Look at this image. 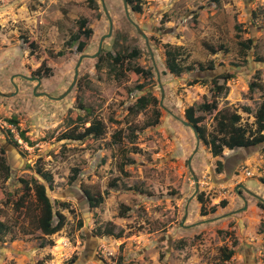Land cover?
I'll list each match as a JSON object with an SVG mask.
<instances>
[{"label":"rangeland","instance_id":"rangeland-1","mask_svg":"<svg viewBox=\"0 0 264 264\" xmlns=\"http://www.w3.org/2000/svg\"><path fill=\"white\" fill-rule=\"evenodd\" d=\"M95 2L97 8L88 0H0V92L9 93L0 94V156L10 166L7 178L0 171V220L9 227L0 235V264H264V184L259 180L264 177V142L213 156L183 123L184 108L203 101L209 79L233 72L226 91L217 98L218 109L237 112L240 123L253 124V113L264 97V90L248 89L257 79L264 86V61L253 59L264 58V0H143L141 13L130 5L126 13L123 0H103L109 17L102 0ZM80 17L93 30L83 52L65 44L77 31ZM22 37L34 41V54ZM246 38L253 42L243 64L238 40ZM164 44L180 46L186 56L183 64L211 60L216 74L169 73ZM219 44L226 49L216 54L206 46ZM133 48L140 52L134 64L152 72L142 90L133 89L136 81L130 70L122 68L121 76L109 70L107 53ZM80 58L77 79L66 93ZM195 77L207 82L189 85ZM148 92L159 101V122L138 129L133 140L113 142L115 130L126 133L127 125L141 128L152 116L151 105L138 114L128 112V106ZM214 113L204 115L209 130ZM77 115L101 119L104 135L83 141L60 139L77 124ZM10 117L17 118L33 144L7 122ZM128 157L134 162L121 172L118 165ZM217 160L223 163L219 171ZM240 163L254 169V175H237ZM73 166L81 172L70 183ZM36 167L52 174V189L44 182L47 193L66 218L63 228L52 235L37 228L38 206L32 192L23 208L16 206L24 192L21 178L34 176L43 182ZM114 177L119 178L118 186L108 187ZM81 187L108 193L99 207L90 209ZM220 187L222 196L216 191ZM198 194L203 197V212ZM120 204L129 208L122 217ZM109 225L121 236L103 235ZM225 247L235 249L226 261ZM72 256L74 261L68 263Z\"/></svg>","mask_w":264,"mask_h":264},{"label":"trees","instance_id":"trees-1","mask_svg":"<svg viewBox=\"0 0 264 264\" xmlns=\"http://www.w3.org/2000/svg\"><path fill=\"white\" fill-rule=\"evenodd\" d=\"M89 3L93 4L97 8L98 4L95 0H88ZM127 5H130L132 11L141 13L142 12V3L143 0H126ZM77 24V31L69 35L68 39L66 40V46L75 47L77 52H83L87 47L86 39L90 38L93 30L92 28L87 26V19L85 17H80L76 20ZM239 26L235 25V29L239 30ZM82 37L85 38L81 39ZM236 37L240 38L241 35L236 33ZM23 43L25 44L26 48H28L29 53L34 54L36 52V45L33 40L26 39L22 37ZM252 38H246L243 40H238V46L240 49L241 54V63L246 64L248 62L249 51L252 48ZM164 54H165V66L169 73L174 75H180L184 72L189 71H204L207 69H214V64L210 60L207 63L203 62H194L193 64H183L184 58L182 57L183 53L180 46H172L170 44H164ZM210 53L216 54L218 51L223 50L225 51V47L222 44L218 46L213 45H206ZM139 49L133 48L131 52L124 51V52H110L107 53V56L110 58V68L109 70L114 73L115 76H121L122 68L128 69L131 71L132 76L134 77L136 83L133 86V89L142 90L147 82V80L151 75V69H145L143 67L136 66L134 64V60L139 56ZM58 55H62V51L57 53ZM253 59L255 61H264V58L261 56L254 55ZM236 67L240 66L238 63L234 64ZM42 64L38 67L37 72L40 75L39 78L42 77L41 71ZM44 71L48 72L49 69L45 68ZM42 72V73H41ZM233 72H222L216 74L215 76L209 79L210 87L208 93L203 97V101L200 103L191 104L184 108V117L185 120L188 121L194 128L196 132V137L203 142L208 148L210 153L213 156H221L225 149L235 150L237 148H248L255 146L264 142V97L259 102L258 106L256 107L253 117L254 121L253 124L247 123H240L241 115L237 112H229L225 109H218V97L226 91V83L229 79L233 77ZM140 77L144 78V81L140 82ZM259 77V75L257 76ZM198 82L206 83V80L200 79L195 77L191 79L188 84L193 85ZM264 90L263 84L257 79L252 80L248 84L249 91H253L255 89ZM130 89L129 91H133ZM159 101L157 98L153 96L150 92L146 94L139 95L136 100L128 106V112H132L134 114H138L142 110H144L148 105H151L152 116L147 118L143 123L141 128L138 127H131L129 125L126 126L127 132L124 133L123 129L115 130L111 134V140L115 143H119L122 141L123 138H127L128 140L136 138V131L142 130L146 127L154 126L159 122L160 118V108L158 106ZM213 120L214 125L212 130H209L205 123H204V115L206 113L214 112ZM246 112H250L246 109ZM7 122L11 123L17 129H19L20 137L27 141L28 144H33L32 141L28 139L25 135L24 130L20 129L18 126V120L16 117H10L6 119ZM77 124L64 131L60 134V139H70V140H80L83 141L87 138L91 137H100L105 133V125L103 121L99 118L92 117L90 120L87 119L85 115H77L74 119ZM86 122H89L88 125H85ZM79 127H82V130H78ZM11 134V133H10ZM10 141L17 145L16 140L10 138ZM3 151V149H0ZM133 159L126 158L125 162L121 161L118 165V168L121 172L124 171V166L128 163H133ZM216 167L218 171L220 167L223 166L221 160L216 161ZM71 173L69 175L68 182L72 183L77 178L79 173L81 172L80 167L73 166L71 167ZM0 171L5 174L7 178L10 174V166L7 164L5 157L0 156ZM36 173L41 177L43 180L40 181L37 177H30L21 178L19 181L22 183V187L24 192L20 195V197L16 200L17 208H23L22 205L27 198V196L32 192L35 198V201L38 206V215L36 218V225L37 228L42 232L44 235H52L60 231L63 226L65 225L66 218L61 211L55 208L56 202H52L48 193H47V186L44 182L48 183V188L52 189L53 185V176L52 174L44 170L42 167H36ZM259 180L264 184V177H259ZM118 177H114L109 181L108 187H117L118 186ZM130 188V187H128ZM84 196L86 197L88 206L90 209H94L99 207L104 201V194L108 193L107 190L102 194L100 191H94L88 187H81ZM131 189L137 190L141 193H144V189L138 187H132ZM197 199L201 203L200 210L203 212V197L202 194L197 195ZM227 201H221V206L224 207ZM59 205L68 206V203L59 202ZM257 205L263 207V204L257 202ZM129 208L125 204H120V216H124L126 211ZM215 208H212L214 211ZM81 225V223H79ZM9 230L8 225L0 220V235L7 233ZM103 235H110L116 236V238L121 236V231L118 233H113L112 225L109 227H105L102 230ZM232 246L234 247L237 244L236 239L233 240ZM234 248H222V253L224 256V260H229L231 256L234 254ZM74 256L69 259L68 263L74 261Z\"/></svg>","mask_w":264,"mask_h":264},{"label":"water","instance_id":"water-1","mask_svg":"<svg viewBox=\"0 0 264 264\" xmlns=\"http://www.w3.org/2000/svg\"><path fill=\"white\" fill-rule=\"evenodd\" d=\"M102 3H103V0H102ZM123 4H124V10L126 11V13H128V8H127L126 0H123ZM103 7H104V9H105L104 3H103ZM105 12H106V14H107L106 9H105ZM107 15H108V14H107ZM108 17H109V15H108ZM109 19H110V18H109ZM136 28L140 31V34L145 38L146 43L148 44L145 33H144V32H143V31H142L137 25H136ZM108 35H109V33H108ZM102 39H103V37L101 38V41H102ZM148 47H149V44H148ZM100 48H101V42H100V45H99V47H98V51L100 50ZM150 52H151V50H150ZM151 55H152V52H151ZM83 56H84V55H81V58H82ZM92 56H96V54H94V55H92ZM81 58L77 61L76 65H75V69H74V77H73V80H72V82H71V84H70V87H68V89L66 90V93L72 88V86L74 85V83H75V81H76V79H77V76H78V67H79V64H80V62H81V61H80ZM209 72H211L212 75H215V74H216V71H215L214 69H207V70H204V71H196L195 74H196V76H198V75H200L201 73H209ZM38 82H39V80H38ZM66 93H65V94H66ZM0 94H1L2 96H6V97L9 96V93H8V92H0ZM183 123H184L185 125H188L189 127H191V128L193 129L194 133H195V136H196V132H195L193 126H192L188 121H186V120H184ZM198 141H199V140H198V138H197V142H198Z\"/></svg>","mask_w":264,"mask_h":264},{"label":"built area","instance_id":"built-area-1","mask_svg":"<svg viewBox=\"0 0 264 264\" xmlns=\"http://www.w3.org/2000/svg\"><path fill=\"white\" fill-rule=\"evenodd\" d=\"M16 140L19 141L20 139L18 137H16ZM20 142V141H19ZM237 173L242 175V176H245V177H250L253 175V171L250 169V167H248L247 165L245 164H241L239 165V167L237 168ZM219 188V187H217ZM221 189H224V187H220V189L216 190L217 192H219V196H222L223 195V192Z\"/></svg>","mask_w":264,"mask_h":264},{"label":"clouds","instance_id":"clouds-1","mask_svg":"<svg viewBox=\"0 0 264 264\" xmlns=\"http://www.w3.org/2000/svg\"><path fill=\"white\" fill-rule=\"evenodd\" d=\"M194 72H196V71H194ZM191 128V127H190ZM192 129V128H191ZM193 130V129H192ZM197 138V137H196ZM199 140V139H198ZM200 141V140H199ZM258 145V144H257ZM253 147V146H252ZM229 150V149H228ZM224 152V151H223ZM241 164H245V165H247L246 163H240L239 165H241ZM239 165L237 166V168L239 167ZM248 166V165H247ZM249 167V166H248ZM237 168H236V170H237ZM250 169L253 171V175H254V169H252L251 167H250ZM237 175H239V176H241V177H245V176H242V175H240V174H238L237 173ZM252 175V176H253ZM252 176H250V177H252ZM245 178H248V177H245Z\"/></svg>","mask_w":264,"mask_h":264},{"label":"flooded vegetation","instance_id":"flooded-vegetation-1","mask_svg":"<svg viewBox=\"0 0 264 264\" xmlns=\"http://www.w3.org/2000/svg\"><path fill=\"white\" fill-rule=\"evenodd\" d=\"M35 78H36V80L39 79V78H37V77H35ZM31 79H34V77H31ZM4 92H5V91H4Z\"/></svg>","mask_w":264,"mask_h":264}]
</instances>
